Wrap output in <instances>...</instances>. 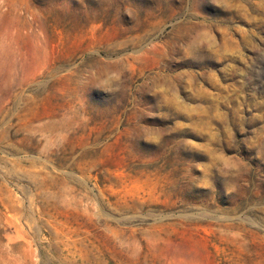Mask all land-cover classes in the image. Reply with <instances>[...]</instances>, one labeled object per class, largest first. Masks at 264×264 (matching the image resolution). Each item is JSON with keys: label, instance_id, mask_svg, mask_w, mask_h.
I'll return each instance as SVG.
<instances>
[{"label": "rangeland", "instance_id": "obj_1", "mask_svg": "<svg viewBox=\"0 0 264 264\" xmlns=\"http://www.w3.org/2000/svg\"><path fill=\"white\" fill-rule=\"evenodd\" d=\"M0 264H264V0H0Z\"/></svg>", "mask_w": 264, "mask_h": 264}]
</instances>
